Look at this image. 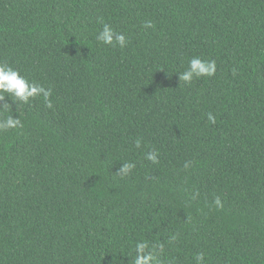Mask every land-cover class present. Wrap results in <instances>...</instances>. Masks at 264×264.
Listing matches in <instances>:
<instances>
[{
    "label": "trees",
    "instance_id": "16d2710c",
    "mask_svg": "<svg viewBox=\"0 0 264 264\" xmlns=\"http://www.w3.org/2000/svg\"><path fill=\"white\" fill-rule=\"evenodd\" d=\"M0 62L52 88L0 108V264H264V0H0Z\"/></svg>",
    "mask_w": 264,
    "mask_h": 264
},
{
    "label": "clouds",
    "instance_id": "9594fccd",
    "mask_svg": "<svg viewBox=\"0 0 264 264\" xmlns=\"http://www.w3.org/2000/svg\"><path fill=\"white\" fill-rule=\"evenodd\" d=\"M98 22L102 24V29L96 34V41L103 45L118 47L123 49L127 46L129 40L123 32H118L112 28L109 23L103 22L102 18H98ZM145 28H152L151 21L144 23ZM188 66L183 71L178 73V78L185 84H191L194 79L201 77H212L216 73L215 60H202L199 57H192L187 62ZM43 97L45 106L52 107V88L44 87L41 84L30 81L26 76L11 65L0 62V108L11 109V105L5 100L8 97L14 104H29L37 97ZM208 119L215 123V118L209 114ZM23 123L16 115L9 114L5 119L0 120V130L22 128ZM141 146V139L135 140V147ZM145 159L152 163H158V152L150 149L145 154ZM135 168V163L126 162L120 166L117 172L123 176H127L132 169ZM214 203L218 207H222L221 200L216 197ZM176 235L169 238V242L176 240ZM163 244L157 245L155 250L150 249L147 241H138L132 248V254L125 255L129 258V264H160L159 256L163 251ZM195 264H204L205 254L198 252L194 256Z\"/></svg>",
    "mask_w": 264,
    "mask_h": 264
}]
</instances>
